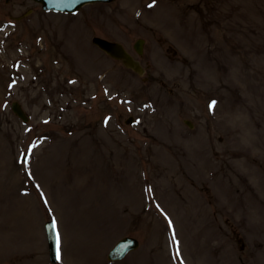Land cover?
Masks as SVG:
<instances>
[{
	"label": "rangeland",
	"instance_id": "rangeland-1",
	"mask_svg": "<svg viewBox=\"0 0 264 264\" xmlns=\"http://www.w3.org/2000/svg\"><path fill=\"white\" fill-rule=\"evenodd\" d=\"M49 219L55 264H264V0H0V264H54Z\"/></svg>",
	"mask_w": 264,
	"mask_h": 264
},
{
	"label": "water",
	"instance_id": "water-1",
	"mask_svg": "<svg viewBox=\"0 0 264 264\" xmlns=\"http://www.w3.org/2000/svg\"><path fill=\"white\" fill-rule=\"evenodd\" d=\"M43 4V7L47 10H63L66 12L77 11L79 8L87 2H95V1H112V0H37ZM93 41L102 49L110 53L112 56L122 59L123 63L127 67L134 68L135 70L141 72L142 67L140 63L130 55L125 47L118 42H111L101 37H94ZM135 48L139 53L142 52L143 43L142 41H138L135 45ZM13 110L25 121L28 120V117L18 102L13 103ZM128 123L132 122V117L127 120ZM49 248H50V257L52 262L57 261V248H56V229L53 221H49L46 224ZM139 246V241L134 237H124L118 241L115 247L109 253V258L111 260L122 259L129 253L137 249Z\"/></svg>",
	"mask_w": 264,
	"mask_h": 264
},
{
	"label": "snow or ice",
	"instance_id": "snow-or-ice-1",
	"mask_svg": "<svg viewBox=\"0 0 264 264\" xmlns=\"http://www.w3.org/2000/svg\"><path fill=\"white\" fill-rule=\"evenodd\" d=\"M56 248H57V259H60V235L58 232L56 234Z\"/></svg>",
	"mask_w": 264,
	"mask_h": 264
},
{
	"label": "bare ground",
	"instance_id": "bare-ground-1",
	"mask_svg": "<svg viewBox=\"0 0 264 264\" xmlns=\"http://www.w3.org/2000/svg\"><path fill=\"white\" fill-rule=\"evenodd\" d=\"M57 174H58V172H57Z\"/></svg>",
	"mask_w": 264,
	"mask_h": 264
}]
</instances>
